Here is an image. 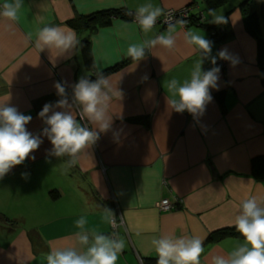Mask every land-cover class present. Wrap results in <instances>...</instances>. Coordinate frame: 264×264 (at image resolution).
<instances>
[{
    "label": "crops",
    "instance_id": "crops-1",
    "mask_svg": "<svg viewBox=\"0 0 264 264\" xmlns=\"http://www.w3.org/2000/svg\"><path fill=\"white\" fill-rule=\"evenodd\" d=\"M242 1L215 8L218 14L228 13L226 35L219 41L205 26L177 24L175 48H145L139 62L128 60V46L154 39L167 28L156 24L145 33L133 18H114L89 36L91 66L78 45L63 54L39 51L36 33L58 26L80 41L88 32L66 23L76 14L123 9L136 15L145 4L164 12L190 6L209 25L212 8L203 0H23L17 21L0 17V103L30 115L26 128L43 141L31 154L34 160L30 156L0 179V264H46L51 249L75 245L80 231L75 221L81 216L87 218L90 237L95 231L124 240L117 264H143V259L157 257L151 241L160 236L201 238V264H211L214 255L227 254L243 241L233 236L205 241L211 232L233 227L244 199L264 196V180L251 171L252 159L264 155V82L257 41L243 21L244 10L255 11L264 38V0L243 8ZM189 29L212 42L216 65L185 44ZM223 49L231 62L217 56ZM201 58L203 71L220 68L218 90L210 89L212 100L202 116L178 113L168 105V82L189 79ZM97 72H104L124 96L112 101V128L70 165L67 157L49 154L52 144L41 135L46 125L38 114L46 103L60 99L56 82L64 84L71 104L75 83ZM72 111L78 115L79 108ZM164 199L174 207L160 209ZM109 215L114 226L105 219Z\"/></svg>",
    "mask_w": 264,
    "mask_h": 264
},
{
    "label": "clouds",
    "instance_id": "clouds-1",
    "mask_svg": "<svg viewBox=\"0 0 264 264\" xmlns=\"http://www.w3.org/2000/svg\"><path fill=\"white\" fill-rule=\"evenodd\" d=\"M23 8V0H5L0 5V17L8 21H17ZM128 14H131L129 11ZM164 10L152 4L141 5L136 9L135 19L140 29L148 33L157 24ZM211 22L226 24L227 18L218 14L215 9H209ZM167 23V21H164ZM184 26L186 20H177L169 24L166 33L156 36L144 43L130 44L126 56L139 62L145 57V48L157 45L172 50L176 46V25ZM184 41L188 46L202 54V58H210L216 65V56H210L212 42L204 35L189 29L184 33ZM80 43L73 31H64L58 26H44L36 33L35 47L39 51L56 49L58 54L69 52ZM219 59L232 61V56L226 49L217 54ZM202 58L194 65L190 78L182 83L176 79L168 82L169 107L178 112L187 111L194 117L202 116L206 105L212 100L210 89L218 90L219 67L202 70ZM147 79V76L143 77ZM58 101L46 103L39 112L46 127L41 135L48 138L52 144L50 155L58 158L67 157L68 163H77L82 152H86L112 128V115L109 114L112 101H121L123 92L113 87L110 79L103 72H97L96 78L82 77L73 86V102L70 104L63 83L54 84ZM79 108L78 115L73 107ZM57 109H60L59 111ZM79 117V119H78ZM32 120L30 115L21 113L17 107L4 102L0 103V179L11 169L21 165L35 152L43 142L40 135L29 132L26 125ZM87 120L90 126L80 121ZM34 160L35 157L31 156ZM106 221L115 225L114 216H106ZM87 218L81 216L75 221L79 232L75 234V245L51 249L45 255L46 264H117L119 254L125 248L122 239L114 238L92 231L91 237L85 230ZM235 231L243 238L241 243L227 254H217L211 259V264H264V196H250L244 199L235 216L233 225ZM152 246L157 256L156 264H201L204 253L203 240L199 237L160 236L153 238ZM76 245L82 248L77 250Z\"/></svg>",
    "mask_w": 264,
    "mask_h": 264
},
{
    "label": "trees",
    "instance_id": "trees-1",
    "mask_svg": "<svg viewBox=\"0 0 264 264\" xmlns=\"http://www.w3.org/2000/svg\"><path fill=\"white\" fill-rule=\"evenodd\" d=\"M229 0H203L204 4L208 8H218L228 3ZM254 0H243L240 3V7H246ZM190 7V6H187ZM227 14L225 17L227 18ZM135 14L131 13L128 14V11L123 9H109V10H101L97 12H93L87 15L76 14L73 18L69 19L66 23L68 26L73 28L76 31H87L88 35L85 38L80 39V43L78 44L79 53L82 56L84 63L87 66H91V56L89 51V36L91 33L95 32L100 27L106 26L112 22L114 18L120 17L124 19H132ZM189 23H197L201 26H205L210 30L212 34V38L219 41L222 37L226 35L223 32L225 28H228V22L226 24H205L202 19L196 17V14L189 10L188 18ZM228 21V20H227ZM243 21L246 31H248L253 37L256 39L258 44V63L260 66V78L262 82H264V38L261 37L260 34V26H259V19L258 14L252 10H244L243 13ZM217 30H222V36L217 37L215 32ZM128 60H131L129 58ZM119 66L110 68L109 70H105L104 72L107 73L108 71L115 70ZM103 72V73H104ZM90 79H95L96 75L89 77ZM251 171L252 175L257 180H264V155L256 156L251 161ZM233 236L237 238H242L238 232L235 231L234 227L222 228L216 231L211 232L207 238L206 242H214L221 240L225 237ZM157 257H149L142 260L143 264H156Z\"/></svg>",
    "mask_w": 264,
    "mask_h": 264
},
{
    "label": "built area",
    "instance_id": "built-area-1",
    "mask_svg": "<svg viewBox=\"0 0 264 264\" xmlns=\"http://www.w3.org/2000/svg\"><path fill=\"white\" fill-rule=\"evenodd\" d=\"M190 7H184L180 9H168L164 12V15L158 18L157 24L162 25L165 28H168L169 24H176L177 20H186L187 24L184 26H187L189 24L188 15H189ZM134 20L135 16L132 17ZM167 21L165 23L164 21ZM158 207L162 210H170L174 206L168 202V200L164 199L161 200L158 204Z\"/></svg>",
    "mask_w": 264,
    "mask_h": 264
}]
</instances>
